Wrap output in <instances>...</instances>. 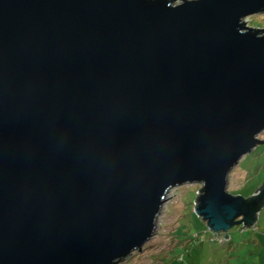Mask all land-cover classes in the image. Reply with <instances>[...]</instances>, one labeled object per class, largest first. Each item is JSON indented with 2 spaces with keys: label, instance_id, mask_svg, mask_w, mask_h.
<instances>
[{
  "label": "water",
  "instance_id": "obj_1",
  "mask_svg": "<svg viewBox=\"0 0 264 264\" xmlns=\"http://www.w3.org/2000/svg\"><path fill=\"white\" fill-rule=\"evenodd\" d=\"M262 12L0 0V264H117L186 184L213 233L255 226L264 186H228L264 143V30L246 24Z\"/></svg>",
  "mask_w": 264,
  "mask_h": 264
},
{
  "label": "rangeland",
  "instance_id": "obj_2",
  "mask_svg": "<svg viewBox=\"0 0 264 264\" xmlns=\"http://www.w3.org/2000/svg\"><path fill=\"white\" fill-rule=\"evenodd\" d=\"M246 24L264 30V12L247 17ZM259 138L264 141V132ZM239 175L248 176L247 184L244 177L239 184ZM252 175L254 180L250 178ZM263 180L264 143L247 154L239 168L233 169L228 190L234 196L249 197ZM201 187L186 184L172 189L166 196L152 239L142 250L117 264H164L167 254L173 264H264V219L253 228L236 226L228 234L213 233L194 210Z\"/></svg>",
  "mask_w": 264,
  "mask_h": 264
},
{
  "label": "crops",
  "instance_id": "obj_3",
  "mask_svg": "<svg viewBox=\"0 0 264 264\" xmlns=\"http://www.w3.org/2000/svg\"><path fill=\"white\" fill-rule=\"evenodd\" d=\"M243 160H244V157L240 160V162H239V164L237 165V167L235 168V169H237V168H239L240 167V165H241V163L243 162ZM259 173H257L256 175H258ZM253 176L254 175H252V176H250V178L251 179H253ZM242 177H244V181L243 182H245V184H247V182H248V176H246V175H239V184L241 185V183H242V181H241V179H242ZM254 180V179H253ZM262 186H264V180L259 184V186H257L255 189L257 190V189H259V188H261ZM229 189H230V187H229ZM255 190V191H256ZM254 191V192H255ZM230 192V191H229ZM257 193H261L260 191H258ZM257 193H253L251 196H249V197H245V196H241V197H244V198H246V199H249V198H251V197H253V196H255ZM235 196H237V195H235ZM238 196H240V195H238ZM263 215H264V205H263V207H262V209H261V211H260V213L257 215V221H256V224H255V226H253V227H256V226H259L258 224H260V222H262V219H264L263 218ZM253 227H250V228H253ZM262 227V226H261ZM264 227V226H263Z\"/></svg>",
  "mask_w": 264,
  "mask_h": 264
},
{
  "label": "trees",
  "instance_id": "obj_4",
  "mask_svg": "<svg viewBox=\"0 0 264 264\" xmlns=\"http://www.w3.org/2000/svg\"><path fill=\"white\" fill-rule=\"evenodd\" d=\"M168 256H169V254H167L164 258H165V263L164 264H173V261H169V259H168ZM160 261H162L161 259H159Z\"/></svg>",
  "mask_w": 264,
  "mask_h": 264
},
{
  "label": "built area",
  "instance_id": "obj_5",
  "mask_svg": "<svg viewBox=\"0 0 264 264\" xmlns=\"http://www.w3.org/2000/svg\"><path fill=\"white\" fill-rule=\"evenodd\" d=\"M215 239H213V241H214Z\"/></svg>",
  "mask_w": 264,
  "mask_h": 264
}]
</instances>
